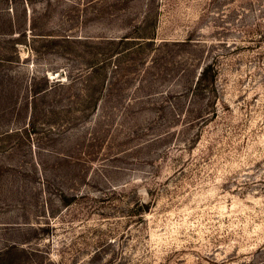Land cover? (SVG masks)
<instances>
[{
  "label": "rangeland",
  "instance_id": "1",
  "mask_svg": "<svg viewBox=\"0 0 264 264\" xmlns=\"http://www.w3.org/2000/svg\"><path fill=\"white\" fill-rule=\"evenodd\" d=\"M83 40L98 109L30 115ZM0 47V264H264V0H0Z\"/></svg>",
  "mask_w": 264,
  "mask_h": 264
},
{
  "label": "trees",
  "instance_id": "2",
  "mask_svg": "<svg viewBox=\"0 0 264 264\" xmlns=\"http://www.w3.org/2000/svg\"><path fill=\"white\" fill-rule=\"evenodd\" d=\"M147 18L148 17H146L145 20ZM134 40H136V39H132L129 37H120L116 41L111 40V42L106 43V44H109V45L123 44V45L127 46V48H129L128 43L134 42ZM83 41L84 42L80 41V42H76V43L81 44V45L85 46V48H87L85 55H88L90 57L91 62L84 65V69H86V71L84 72L85 75L82 77L79 84L77 82H75L76 80H74L72 77H66L65 76L64 81H62L63 77H62L61 73H57V76H60V78L57 81H55V83L52 87L48 85L42 91L31 92L32 90H28L26 92L27 94L24 93V94H26L25 96L28 97V98L24 99V102H28V100H30L32 103L31 107L28 106V103H24V110H26V112L28 110H30V115L33 116L35 114V111L37 110L35 103L39 99H45L46 100V98L49 97V93H54L56 91H62V90L67 91V92L74 91L77 94L76 98H74L73 101L70 102V105L74 103V104H76V106H79L80 107L79 111L81 114L86 112V111L94 113L98 109V104L102 100L101 97H99V94L101 96V93L106 90V82L109 80V79H107V76L102 73L106 70V66L104 65V63H105L104 60L101 61L98 59V56H100L99 48L104 43H101V42L93 43L90 40H83ZM150 42L151 41H149L147 39H142V42L139 44H136V46L138 48H142L143 47L142 45H144V44L147 45ZM14 45L16 46V43ZM132 47H133V45H132ZM0 49H2V47H0ZM125 50H127V49H125ZM10 62H11V60L5 59V57H0V64L1 63H10ZM2 75H5V74H2ZM204 75H205V72L203 73V76ZM63 82H65V83H63ZM47 84H48V81H46V85ZM55 89H58V90H55ZM42 97H44V98H42ZM17 102L23 105V100L20 99V97H17ZM17 102H15V103H17ZM15 106H14V108H15ZM32 125L33 124H31V126Z\"/></svg>",
  "mask_w": 264,
  "mask_h": 264
}]
</instances>
